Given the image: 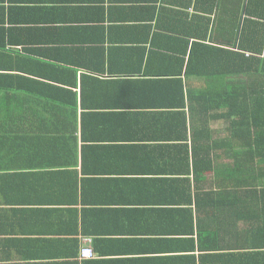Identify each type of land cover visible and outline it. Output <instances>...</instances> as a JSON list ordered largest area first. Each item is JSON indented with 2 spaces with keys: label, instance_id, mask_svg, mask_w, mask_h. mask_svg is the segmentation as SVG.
Listing matches in <instances>:
<instances>
[{
  "label": "crops",
  "instance_id": "1",
  "mask_svg": "<svg viewBox=\"0 0 264 264\" xmlns=\"http://www.w3.org/2000/svg\"><path fill=\"white\" fill-rule=\"evenodd\" d=\"M193 14V0H0V264L256 252L245 242L264 237L223 232L240 196L214 195L239 190L219 185L234 154L207 151L225 128L203 131L192 97L206 83L176 74Z\"/></svg>",
  "mask_w": 264,
  "mask_h": 264
},
{
  "label": "trees",
  "instance_id": "2",
  "mask_svg": "<svg viewBox=\"0 0 264 264\" xmlns=\"http://www.w3.org/2000/svg\"><path fill=\"white\" fill-rule=\"evenodd\" d=\"M193 12L188 63L176 74L186 66V75L206 83L192 97L204 133L210 134L214 124L225 128L223 145L212 139L208 153L234 154L233 167L224 170L219 185L239 192L214 194L228 196L224 200L240 196L238 219L233 225L228 221L223 232L239 229L264 237V0H193ZM223 28L235 36H224ZM232 75L239 79L230 81ZM198 147L202 151L206 146ZM212 232L218 231L210 225ZM245 243L256 252L242 254L240 264H264V253L258 252L264 249V239Z\"/></svg>",
  "mask_w": 264,
  "mask_h": 264
},
{
  "label": "built area",
  "instance_id": "3",
  "mask_svg": "<svg viewBox=\"0 0 264 264\" xmlns=\"http://www.w3.org/2000/svg\"><path fill=\"white\" fill-rule=\"evenodd\" d=\"M87 242V241H85ZM81 258L90 259L93 258V251L88 247H82Z\"/></svg>",
  "mask_w": 264,
  "mask_h": 264
}]
</instances>
